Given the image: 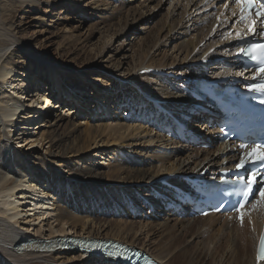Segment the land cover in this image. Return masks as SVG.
Instances as JSON below:
<instances>
[{
	"label": "bare ground",
	"instance_id": "obj_1",
	"mask_svg": "<svg viewBox=\"0 0 264 264\" xmlns=\"http://www.w3.org/2000/svg\"><path fill=\"white\" fill-rule=\"evenodd\" d=\"M152 1L148 5L149 12L157 9L159 3H163L162 0H159L158 5L150 10ZM168 1L175 7L178 4H185L180 20L173 21L168 26L165 23L164 28L167 26L169 35L175 32V34L181 33L188 36L191 33L192 30H188L190 27L187 22L180 26L189 9V11L197 14L202 12L201 16L197 15L200 20L196 25L199 27L205 25L206 28L205 31L199 30L198 32L194 29V32H197L199 36L197 41L193 38L194 36L181 41L178 51L183 59L179 63H177V56L165 59L164 55L162 59H158L157 54L151 56L147 61L151 50L155 49L161 41L160 34H158V38L154 37L156 40L149 42L150 45L146 44L145 38L141 39L134 51L138 55V59L133 60L134 63H126L122 59L113 60L112 57H106L107 51L114 47L113 40L115 38L125 39L116 48L115 52L117 53L125 48L122 46L123 43L130 42L135 36L137 32L135 29L136 22L141 23L146 15L145 11L140 13L143 9L138 11L136 9L125 15L118 5L114 9L117 14L106 17L109 11L105 10V13L101 7L110 5L107 2L88 1L89 4H94L90 6L87 3L84 4L83 0H65L69 7L77 8L76 11L79 10L80 17L86 16L87 18L92 13L94 17L97 16L98 19L103 20L102 23H107L108 25L103 27L100 24L102 34L106 30L104 28L114 29L116 27L114 30L116 33L107 36L111 39L110 44L103 46L100 48V52L95 53L94 61L88 58H86L87 61L85 58L82 60L81 55H76L77 52L69 51L72 47H70V42L74 41V37H79L74 33L77 32V29L83 30L85 23L80 21L77 23V27H74L66 25L69 23L65 24L66 21L62 23L54 22V19L51 21V24L54 23L55 29L61 27L60 30L63 29V32H66V43L62 47L64 51L62 50V55L59 54L60 59L56 61V64L64 68L69 66L74 68L75 73L69 77L65 76L66 81L73 88L82 95L84 89L75 86L72 80L80 77L78 75L80 73H88L92 69L91 67L100 72L105 71L114 79L112 83H109L104 77L96 80L107 87L102 93L96 94L95 100L98 101V105L94 110L95 113L101 112L112 124L90 126L87 122L85 137H82L81 135L77 136L76 133L85 124L82 123V119L80 122L76 119L79 116L76 111L84 110V106L80 103L82 98L76 96L71 90H66L67 88L62 84L64 82L62 76L67 73V70L57 68L55 71L57 76L54 75L53 68L47 64L51 57L35 55L33 47L30 48L28 43L22 39L21 42H18L19 40L17 41L14 36L13 20L16 18V13L26 10L30 12L32 9H40L46 5L53 7L55 1L0 0V264H57L60 259L64 260L63 255L66 259L63 261L64 263H68L70 257H77L81 260L80 264H116L98 257L92 252L72 251L64 247L61 248V246L59 247L61 251L57 253L49 254L41 251L44 246H47L48 250H53V243L59 246L60 238H84L76 235H85L88 237L85 239L119 242L146 253L159 264H255L254 252L257 243L254 234L250 232L249 227L242 232L237 229L234 217L211 214L206 218H198L188 207H185L186 215L184 217L181 216V213L170 210L166 214V218L160 219V215L167 209L164 205L166 202L160 198L162 196L171 197L172 192L170 187L164 185L167 178L171 177L168 182L176 185L180 175L188 177L194 173L200 174L205 171L206 176L209 177L216 175L221 170L225 160L232 163L237 159V155L232 153L225 156L224 160L221 161V156L217 153L222 152L220 149H209L208 151V149L205 150L186 143H180L179 146V144H174L169 139L161 137L160 133H155L149 124L144 125V123L154 122L156 119L158 107L156 104L152 105L153 100L176 109L175 102L179 101L180 98L184 96L188 97V100L190 99L187 89L183 88L186 83L177 87L178 92H173L170 86L159 85L158 82H155L159 78L151 76L152 79L149 80L150 74L148 72L150 70L155 71V73H165L167 76L176 74L175 78L192 77L195 71L184 69L185 66L179 67L178 64L184 63L195 52V58L193 57L191 61L195 65L199 64L194 67V70L197 71H203L208 65L207 61L211 58L227 57V60L232 63V67L224 71L223 74L220 68L225 63H219L212 67L211 70L219 72L212 73L215 78L234 74V70L238 67L236 53L239 51V44L234 35L226 39L223 37L224 40L219 43L224 46L219 50H212L219 43L210 40L208 45L207 43L203 45L202 48L204 49L200 48L197 51L200 43H203L204 39L215 30L219 18L224 21L220 24L221 27H226L231 20L233 12L229 9L223 11V0ZM215 6L218 7L217 15L205 13V9ZM113 7L111 5L112 11ZM188 7L190 8L188 9ZM87 8L91 11L88 12ZM47 12L46 10L43 11L48 16ZM138 13L140 14L139 19L133 20ZM127 21L130 22L126 25L125 22ZM128 27L131 29H127ZM68 35L70 36L68 37ZM149 35L151 36L152 32ZM221 36L224 35L219 34L218 38L220 39ZM13 44L20 45L28 53L27 57L24 56L25 52L19 51L17 48L10 52ZM15 53L19 54V59H24L25 63L28 62V65L16 64L15 60L13 61ZM67 56L71 57L70 61L65 59ZM72 56L74 57L72 58ZM126 58L123 57L124 60ZM95 62L99 65H95ZM83 75L85 76V74ZM164 79L170 80L167 77ZM174 84L176 85L177 82ZM43 88H45V92ZM53 92H57V94L53 95ZM28 94L29 96H27ZM115 95H117L116 98H114ZM123 96L125 98L122 101ZM55 97L64 98V101L70 100L68 104L74 108H61L65 104L63 101L55 105L53 100ZM118 97H120L119 100H117ZM85 100L87 102L86 107H88V101ZM104 101L107 103L104 104ZM43 102L44 107L40 106ZM101 103L103 104L101 105ZM125 103H127L125 106L129 107L128 111L131 113L133 124L122 122L117 113L112 114L111 112V107L119 104L124 106ZM53 104V108L59 106L60 114L44 112ZM118 107L117 109H119ZM150 107L151 109L148 110ZM154 109L156 110L154 111ZM88 115L89 118L90 113ZM141 118L143 122L138 124L140 122L138 120ZM202 118L204 115L198 119L202 120ZM38 120H42V122L37 123ZM33 124H37L36 127L32 128ZM195 127L200 126L195 125ZM201 130H207L208 133L206 135L200 134L204 140H217L215 134L219 132L218 127L209 130L206 122ZM16 132L19 133L16 134ZM14 143H18L16 148ZM45 146H48L45 154L38 155L31 151L37 147L44 149ZM169 147H176V149L172 150L171 153H166L165 151ZM184 154H186L185 157H183ZM146 157L157 160L161 164L159 169L157 168V170L152 162H145ZM96 158L103 159L96 161ZM147 165L148 167H146ZM148 183L150 186L146 185ZM126 184L128 187L125 186ZM60 186H67V188L60 189ZM71 189H74L73 198L86 193L95 200L89 204V208L83 204L84 210L87 211L81 215L74 208L75 201L71 199L72 195L68 196ZM156 189H158L157 193L160 196L154 194L153 191ZM142 190L148 192L145 197L156 209L154 214L149 215L150 217H147L148 214L146 215V213L140 216L146 206L144 202L141 204L140 200L132 197L133 193L131 192L140 193ZM140 194L142 195V193ZM52 197L57 202L49 204L53 200ZM67 203L70 204L68 207L65 205ZM99 203L101 205L98 206ZM26 207L29 210L26 211ZM104 207L106 209L102 211ZM148 209L150 208L148 207ZM110 210L113 215L120 216V219L112 221L108 217L99 216V214L108 215ZM33 213H36L35 216L38 218L29 222L27 218ZM124 213L125 215H123ZM241 214L245 216V213L242 212ZM48 217H51L52 220L50 221L56 226L47 225L50 238L45 241L39 240V237L46 236L44 234L47 230L46 224L41 223H44L43 220ZM148 220L150 223H142V221ZM36 221L40 222L37 228L35 226ZM31 223L30 227L33 228L34 235L29 234L28 230L26 231V226ZM200 223L202 224L201 227L206 225V230L207 226L209 228L218 226L216 237L207 241L202 239L203 242H194L193 238L197 237L201 228L199 227ZM67 229H70V233L75 234L76 237L69 233L64 237H58V234L65 235L68 232ZM155 235L161 237L152 241ZM143 236L148 240L145 241ZM188 236H191V239H188ZM192 243L196 244L189 246ZM211 245H213L212 250H210ZM246 245H249L248 249H246Z\"/></svg>",
	"mask_w": 264,
	"mask_h": 264
},
{
	"label": "rangeland",
	"instance_id": "obj_2",
	"mask_svg": "<svg viewBox=\"0 0 264 264\" xmlns=\"http://www.w3.org/2000/svg\"><path fill=\"white\" fill-rule=\"evenodd\" d=\"M54 1H55V6H53V7H49V6L46 5V6H42L40 9H32V10H30V12H28L26 10V11H21V12L16 13V18L13 20V23H14L13 29L15 30L14 31V36H15L17 41L19 40L18 42H21V39H22V40H24V41H26L28 43L30 48L33 47L35 55H37L39 57L43 56V55H44V57H47V56L51 57V58L48 59L47 64L51 65V67L53 68L52 71H53L54 75H56L55 71H56L57 68H59L61 70H67V73H64L63 76H62V78H64V82L62 84L67 88L66 90H71L76 96L82 98L80 103L84 106V110H82L80 112H77L76 110L75 111L79 115L76 119H78L79 122L82 119V123L85 124V125L80 127L78 133H76V134H77V136L81 135L82 137H85V130H86V123L87 122H89L90 126H101L103 124L104 125L105 124H112V123H109V119H107L105 116H103L101 114V112L98 111V112L95 113L94 110H96V107L98 105V101L95 100V98L97 97L96 94L97 93L98 94L102 93L103 90H105V88L107 87L105 85H102L100 82H98L96 80H100V79H102L101 77H104V78H107V81L109 83H112L114 79H113V76L108 75L107 73H105V71L104 72H100L97 69H94L93 67H91L92 69L88 73H80V74H78V75H80V77H77L74 80H72V83L75 84V86H78V87H81V88L84 89L82 95L75 88H73L66 81L65 76L69 77L72 73H75L76 71H74V68H72L70 66L64 68L63 66H60V65L56 64V61L58 59H60V55H62V53L64 51L63 50L64 48H62V47H64L63 44L66 43V38H65L66 37V32H63V29L61 31L60 30L61 27H58L59 30L55 29V25H54V23L51 24V21L53 19H54V22H60V23L66 21L65 24L67 22H69L66 25L74 26V27H77V25H78L77 23H80V21L85 23V26H84L83 30L80 29V31H79L77 29L76 30L77 32L74 33V35L77 34L79 37H77V38L74 37V41L70 42V47L72 46L71 50L68 49L70 52L72 50L74 52H77L76 55L77 54L81 55L82 60L84 58H85V60H86V58H88V59H92L94 61L95 53L100 52V48H102L103 46L105 47V46H108L110 44L111 39L107 38V36L111 35L112 33H116V32H114L116 27H114V29H112V28H104L106 30L104 31L105 33L102 34L103 31L101 30V28L103 26H107L108 25L107 23H102L103 20L98 19L97 16L94 17V15L92 13H90L91 16H88L87 18H86V16L80 17L79 13H78L79 10L76 11L77 8L69 7L68 3L66 4L65 0H54ZM88 1L89 2L99 1L100 3H102L101 1H103L104 3H106V2L109 3L110 4V5H108L109 7L108 6H105L104 8L101 7V10H103V11H105V10L107 11L108 10L109 11V13L106 14V17H110L111 15H116L117 11H114V9H115V6L118 7V5H120V9H122L123 14H125V15L128 14V12L135 11L136 9H137V11L143 9L140 13H142L143 11H145V13H146V15L144 16L143 20H141L142 22L141 23L140 22H136V24H135V29H137V32L135 33V36L132 37L130 42H125V43L122 44V46L125 47L123 50L121 49L117 53L115 52L116 48L119 47V44L121 42H123L125 39L121 40V39L115 38L113 40L114 47L111 50L107 51L108 53H107V56H106V57H112L113 60L114 59L115 60H119V59L121 60L122 59V61H124V62L126 61V63H131V62L134 63V61H136L138 59V55H137V53L135 54L134 51L138 47V45L140 44L141 39L145 38L144 40H145L146 44L148 43V45H150V43L153 40H156V39H154V37L158 38V34H160L161 41H159L158 46L155 49L151 50L150 55L147 57V61L150 59L151 56L157 54L158 59H162L164 57V55H165V59H167L169 57L170 58L171 57L175 58L177 56V59H178L177 63H179L183 59V56L181 54H179V51H178L180 46H181V41H183V40H185L187 38L190 39L193 36H194L193 38L195 39V41H197L198 38H199V36L197 35V32L199 30H202V31L204 30L205 31V29H206L205 25L200 26V27H199V25H196V24L199 23V20H200L199 16L202 15V12H200L199 14L194 13L193 11L191 12V11H189L190 7H188L189 10L186 12V15L184 17L185 20L181 22L180 26H182L183 24H186V22H187V25L189 24L188 26L190 28H188V30L189 31L192 30L191 33L188 34L189 37L187 35L186 36L182 35L181 33L180 34H175V32L173 34H170V35L168 34L167 26L173 21L180 20V18H181L180 16H182L183 10H184L183 5L185 6V4H178V6L175 7V5L171 4V2L168 1V0H162L163 3H159V0H154V1H152V0H149V1H147V0H92V1L91 0H83L84 4L85 3L89 4ZM150 1H152V5H150V10L154 9V7L156 5H158V3H159L157 9L151 10V12L148 11L149 10L148 5H149ZM64 5H65V8H64ZM89 5L91 6V5H94V4L91 3ZM111 5L114 6L113 7V11L111 9ZM45 10L48 11L47 12L48 16H47V14L45 15L43 13V11H45ZM87 10H88V12L91 11L89 8H87ZM106 11H105V13H106ZM205 13H209V14L211 13V15L215 16V15L218 14V7L215 6L214 8L211 7L210 9H205ZM118 14H119V12H118ZM197 15H199V16H197ZM139 16H140V14L138 13L137 15L134 16L133 20L139 19ZM194 21H196V22H194ZM70 22H73V23H70ZM129 22L130 21H127V22H125V24L129 23ZM165 23H166L167 26L164 28ZM100 24L102 25V27H101ZM195 27H199V28H195ZM225 28L226 27H221V26L218 29L215 28L213 33L211 35H209L207 38L205 37L206 39H204L203 43L202 42L200 43L201 45H200V47L197 48V51L200 48L204 49V48H202L203 45L205 43H207V45H208L210 40H213L214 43H219L220 41L224 40V38L225 39L228 38V37H226V32L229 29H225ZM127 29H131V28L128 27ZM194 29H196L197 32H194L195 31ZM202 31H201V33H202ZM151 32H152V35L150 36L149 34H151ZM106 34H108V35H106ZM205 34H207V33H205ZM219 34H221V35L223 34L224 36H221V38L219 39L218 38ZM69 36L70 35H68V37ZM204 36H206V35H204ZM150 38H153V39L151 40ZM149 39H150V41H149ZM217 45L218 46H215V48H213L212 50H215V49L219 50L222 46H224L223 44H220V43L217 44ZM12 46L10 48L11 49L10 52L12 50H14L15 48H17V50H19V51L25 52L22 49V47L20 45H18V44H13ZM73 51H72V53H73ZM26 55H28V53L25 52L24 56H26ZM66 55H68V54H66ZM195 55H196V52L194 54H192L191 56H189L188 59L184 63L178 64V66L179 67H184L185 66L184 69H190V71H193V72L195 71L196 72L197 70H194V67H196V65L198 66L199 64L195 65V63L191 61L193 59V57L195 58ZM13 56H14L13 57V61L15 60L16 64H18L20 66L21 65H28V62L25 63L24 59H19V54L18 53H15ZM178 56H179V58H178ZM68 57L69 56H67V58H65V59L70 61L69 59H71V57H69V58ZM73 57L74 56H72V58ZM123 57H127V58L124 60ZM180 57H182V58H180ZM209 60H212L213 63H208L207 62V64H208L207 67L203 69V71L205 69H207V70H205V72L206 71H210L211 67H214V66L218 65L219 63H225V65H221V68H220V70L222 71V74L224 73V71H227V70H229L232 67V63H230L229 60H227V57L211 58ZM82 63H84V62H82ZM227 64L230 65L229 69L226 67ZM95 65H99V64H97L95 62ZM103 66H104V64H103ZM211 69H213V68H211ZM155 70H158V69H155ZM169 73L173 74L172 72H169ZM207 73H209V72H207ZM212 73H219V72H216V70H212ZM83 74H85V76ZM148 74H150L149 80L152 79L151 76L159 78V80H155V82H158L159 85H163V86H170L171 85L170 88H172L173 92H178L179 90H178L177 87H179V85L182 86L183 84H185L184 81H186L185 77L181 76V79H179V77L175 78L176 74H173L172 76H174V78H170V80H167V82L170 83V85H168V83H166L165 79H164V78H166V76H164L162 74H158V73H152V74L148 73ZM222 74H220V75H222ZM82 76H84V77H82ZM216 78H218V77H216ZM183 79H185V80H183ZM115 81H118V80H115ZM174 82L175 83L177 82V84L175 85ZM43 89H44L43 91L45 92V88H43ZM92 90H94V91H92ZM31 92L33 93L34 91H31ZM90 92H91V94L89 95ZM52 94L55 95V94H57V92H53ZM27 96H29V94ZM119 96H120V94H119ZM116 97H117V95L114 96V98H116ZM124 98L125 97L123 96L122 97V101H123ZM85 99H87V101H88V107H86L87 102H86ZM119 99H120V97H118L117 100H119ZM53 100L55 101V103H54L55 105L59 104V102L63 101L65 104H63L61 108H65V107L74 108V106H72L71 104H70L71 106H69L68 103H70V100H68V99H66L64 101V98H60V97L56 98L55 97ZM101 100L103 101V98H101ZM153 102H152V105L156 104V103H153ZM105 103H107V101H104V104ZM132 103H133V100H132ZM54 104L51 106V108H49L48 110H45L44 112L51 113V114H56V113L60 114L61 109L58 108L59 106L57 108H56V106H55V108H53ZM102 104L103 103H101V105ZM126 104L127 103H125L124 106H121V104L117 105V106H119L118 107L119 109H117V106L111 107L110 105H109V108L110 107L112 108L111 109L112 114H116L117 113L119 115V117H120L122 122H125L126 124H129V123L133 124L131 113L128 111L129 107L128 106L126 107L125 106ZM40 106L44 107L45 106L44 102L41 103ZM156 106H157V104H156ZM157 107L159 108L160 105H158ZM150 109H151V107L148 108V110H150ZM155 110L156 109H154V111ZM64 111H66V110H64ZM88 113H90V117L89 118H88V116H89ZM141 120H142V118L140 120H138V121H140V122H138V124H142L141 122H143V121H141ZM41 122H42V120H38L37 123H41ZM36 125L37 124H33L32 128L36 127ZM199 126H200V124H199ZM195 129H196L197 133L206 134L204 131L201 130L200 127H195ZM18 133L19 132H16V134H18ZM17 145H18V143H14V147L15 148L17 147ZM179 146H180V144H179ZM176 147H172L173 149L171 147H169V149L167 151H165V152L166 153H171V152H173L172 150L176 149ZM47 150H48V146H45L44 149L43 148L40 149L38 147L37 148H33L31 151L34 152V153L36 152V154H38V155H41V154H45V152ZM135 150H137V149H135ZM162 150H163V148H162ZM186 153H188V152H186ZM185 156H186V154H184L183 157H185ZM146 158L144 159V160H146L145 162H148V161L152 162V164L156 167V169L161 166V164L157 160H153L152 158H149V157H146ZM102 159L103 158H96V161H99V160L102 161ZM146 167H148V165ZM146 185L150 186V183H148ZM125 186L128 187V184H126ZM126 187H124V188H126ZM66 188H67V186H60V189H66ZM73 191H74V189H71V192L68 193V196L72 195L71 199H74V201H75L74 208H76V211L81 215L82 213H85L87 211V210H84L83 204H86L88 206V208H89L90 207L89 204H91L95 200L90 198L88 195H86V193H83V194H81V196H76V198H73V195H75ZM131 193H133L132 197H136L138 200L141 201V204L143 202L145 203V200L148 199V198L145 197V195H148V192H145L143 190L140 192V193H142V195L140 193H138V192H135V191L131 192ZM52 199H51L52 201H50L49 204H54V202L56 201L54 197H52ZM62 200H63V198H62ZM65 205H66V207H68L70 204L67 203ZM99 205H101V204L99 203L98 206ZM52 206H55V205H52ZM150 206H152V204H150ZM25 209H26V211L29 210L28 207H26ZM105 209H106V207H104L102 211H105ZM147 209H148V207H145L143 209V211H142L143 213L140 212L141 213L140 216H142V214L146 213V215L148 214L147 217H150L149 215L151 213L149 212V209L148 210ZM168 212H170V210L169 211L165 210V212H163L160 215V219L166 218V214ZM35 214L36 213H33V215L31 214V216H28L27 220L29 222H30V220L32 221L33 219L37 220L38 217L35 216ZM123 215H125V213ZM99 216H101V217L103 216V217H106V218L108 217V219H111L112 221H114L116 219H120V216L118 217V215L117 216L113 215V212H111V210H110L108 215L105 214V216H104V215L99 214ZM134 219H135V217H134ZM140 219L143 220L141 217H140ZM50 220H52L51 217H48L47 219L45 218V220H43L44 223H41V224H46L45 227H46L47 230H46V232H44V234H46L45 237H39V235H36L37 237H39L38 238L39 240L45 241V240H48V238H50V236H49L50 235V231H48L49 227H47V225H49V226L53 225L54 227L56 226V224L52 223V221H50ZM39 223L40 222L36 221V223H35L36 228L38 227ZM142 223H150V222L148 220V221H142ZM30 225H32V223L26 226V228H27L26 231L28 230L29 234H33V228L30 227ZM201 225L202 224L200 223L199 227H201ZM204 225L198 231L197 237L195 239L193 238L194 242H199V241L203 242V241H207L210 238H215L216 237L215 235H217V231H218L219 227L218 226H214L213 228H209L207 226V230H206V225L205 226ZM67 230H68V232L65 235L58 234L59 235L58 237H64V236L68 235V233L71 234L70 233V229H67ZM79 233H80V231H79ZM160 235H155L154 239L152 238V241L153 240L154 241L158 240L161 237ZM238 235L240 236V234H238ZM71 236H73V237L80 236V237L88 238L85 235H76L75 236V234H73V233L71 234ZM142 238L144 239L145 237L143 236ZM187 238L191 239V236H188ZM202 239H203V241H202ZM144 240L146 241L148 239L145 238ZM195 244L196 243H192L189 246H193ZM57 247L58 246L55 245V246H53V250L52 249L48 250L45 253L51 254V253L60 252L61 250L60 249L58 250ZM210 247H211L210 250H212L213 249V245H211ZM248 247H249V245L248 246L246 245V249H248ZM246 249H244V251H247ZM66 252H69V251H66ZM71 255H73V254H71ZM62 257H64V260L60 259L61 262L59 261V263H57V264H80L81 263L80 262L81 260L79 258H77V257H75V258L74 257H70L69 258V262L68 263L67 262L64 263L63 261H66L65 255H63ZM71 258H73V259H71ZM92 264H94V263H92ZM100 264H102V263H100Z\"/></svg>",
	"mask_w": 264,
	"mask_h": 264
}]
</instances>
